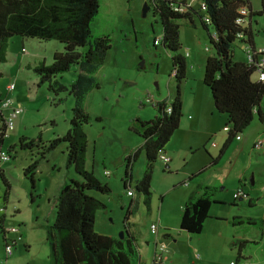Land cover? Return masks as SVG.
<instances>
[{
	"label": "rangeland",
	"instance_id": "374dc122",
	"mask_svg": "<svg viewBox=\"0 0 264 264\" xmlns=\"http://www.w3.org/2000/svg\"><path fill=\"white\" fill-rule=\"evenodd\" d=\"M147 1L100 0L98 15L91 24L93 36L108 35L112 46L95 73L99 87L88 93L85 99V107L90 114V122L85 125L89 140L87 169L107 183L111 191L89 193L98 196L106 205L96 212L95 229L118 238L124 229V215L131 202L124 187V167L127 156L133 155L143 144L142 137L130 131V125L136 123V114L142 113V100L146 101L145 107L155 110L154 118L157 110L148 100L156 101L169 96V92L174 97L176 92V81L172 75V56L175 53L154 44L163 26L153 8L144 11ZM250 1L254 13L260 10L261 0ZM194 6L199 7V4L194 2ZM178 22L181 25L180 53L186 58L193 53L196 61L192 63L199 68L202 61L206 62L207 57L214 54L208 33L198 16L195 17V25L187 19ZM252 29L255 46L264 49L262 16L253 15ZM247 45L249 42H235V60L246 61L244 49ZM56 51H64V44L56 39L16 36L9 42L7 61L1 64V99L9 97L20 103L23 112L14 120V129L6 134L3 149L10 159L1 161L10 187L8 189L0 181V264L51 263L46 225L53 224L56 218L55 196L65 181L80 178L73 166H66V142L41 159L34 188L24 172L38 158L40 148H22L20 142L23 138L38 140L41 136L42 141L48 144L50 140L65 135L71 127L73 95L68 89L56 93L48 83L40 84V77L33 69L41 62L51 64ZM204 62L200 69L204 70ZM77 73V65H73L54 80L70 88ZM252 78L257 80L258 73L254 72ZM11 84L15 87L9 91ZM262 105L264 107V99ZM240 136L241 139L236 140L220 158L218 169L215 172L208 169L200 176L209 182H214L215 177L220 179L214 198L217 202H213L202 232L189 235L182 230L181 233L172 230L171 241L163 239L168 255L171 254L169 246L176 245L175 241L179 240L185 255L203 256L208 264H230L231 261L236 264L264 263V123L256 115ZM259 139L263 141L262 146L255 148ZM213 142L216 145H212ZM208 146L217 156L222 147L221 138L211 137ZM206 156L209 158L202 149L188 158V164H178V169L202 166ZM162 162L159 157L154 166L150 210L144 204L143 194L135 190V183L141 179L146 165L143 149L132 162L134 181L128 187L134 191L132 217L137 244H143L146 238L154 243L159 237L151 232L152 222L159 224L163 217L172 224H178L182 213V200L189 184L179 185V177L169 172ZM105 170L108 175L103 173ZM242 174L246 176L243 189L248 193V199H235L234 193L242 187ZM185 181L189 182V179ZM11 227L19 231L9 232ZM6 238L13 249L8 259L5 256ZM150 248L153 249V244ZM171 258L179 262L177 256H171L169 262Z\"/></svg>",
	"mask_w": 264,
	"mask_h": 264
},
{
	"label": "trees",
	"instance_id": "16d2710c",
	"mask_svg": "<svg viewBox=\"0 0 264 264\" xmlns=\"http://www.w3.org/2000/svg\"><path fill=\"white\" fill-rule=\"evenodd\" d=\"M204 1L207 5L204 12L188 0L147 1L162 22V41L159 45L175 53L172 56V73L176 81L172 101H156L154 106L157 115L149 120L135 118L136 123L131 126L142 137L143 144L133 155L128 156L125 175L126 179H131L132 162L143 149L146 165L142 178L135 184V190L143 194L148 210L155 163L179 127L183 115L181 85L187 75V60L180 53L182 43L179 20L187 19L195 25V17L198 16L214 49V54L206 59L203 80L211 90L216 109L228 116V139L224 148L249 127L256 115L264 123V81L252 78L256 72L255 63L234 58V44L237 40L249 42L255 49L252 17L257 14L264 18V0H261V8L255 13L250 0ZM242 6L248 7L249 14L247 21L240 25L236 19ZM99 9L100 0H0V77L1 64L7 61V49L13 37L56 39L64 44V51H56L51 64L41 62L33 69L40 77V84L48 83L49 88L56 93L68 89L73 95L71 127L65 135L50 140L48 144L42 141L41 136L38 140L23 138L20 142L24 149L40 148L38 158L24 170L33 188L41 159L46 158L50 151L63 142L67 143L66 165L69 168L73 166L80 177L66 181L60 187L56 197L55 221L46 225L51 264H144L137 248L134 224L130 219L134 201H131L124 215L123 238L102 234L95 229L96 212L106 205L89 191H111L107 183L87 169L89 140L85 125L90 122V114L86 110L85 99L88 93L99 87L95 73L103 65L112 46L108 35L92 34L91 24ZM204 16H208L209 21ZM73 65H77L78 73L70 88L54 80ZM1 100L0 95V151L4 150L6 140ZM168 105H171L170 111L167 110ZM0 181L9 189L1 160ZM128 185L130 183L126 180L124 187L134 195ZM214 198L215 189L210 186L205 187L201 194L191 196L182 209L181 230L189 235L200 234L206 219L210 217L213 202H217Z\"/></svg>",
	"mask_w": 264,
	"mask_h": 264
},
{
	"label": "crops",
	"instance_id": "0c3cea01",
	"mask_svg": "<svg viewBox=\"0 0 264 264\" xmlns=\"http://www.w3.org/2000/svg\"><path fill=\"white\" fill-rule=\"evenodd\" d=\"M194 2L198 4V0L191 1L193 5H194ZM254 47L257 48L255 46V41H254ZM186 60H187V75L181 85L182 97H183V115L181 117L179 127L174 131L173 135L171 136V139L168 141V143L164 147L165 148L164 154L165 156H168L170 158V162H168L167 164H165L164 161L162 162L164 166L169 170V172L175 173V175L179 177V182H178L179 185L189 184L187 186V189L185 190L186 194L184 195V198L182 200V202H184L182 205V209L186 201L191 196H197L201 194L203 190L205 189V187L207 186H210L215 189V196H216L220 179L218 177H215L214 182H209L200 176L203 173L207 172L208 169L211 172H215L218 169L220 158L232 147V145L234 144L236 140L241 139V136L239 135L240 138H237V137L234 138L233 141L230 143V145L224 148V145L228 139V130H225L223 132V129L227 125L228 116L227 114L221 113L216 109L211 90L204 83V80H203L204 70L200 69V67L203 66L202 62L204 61L201 62V65L199 68L196 67L194 63H192L196 61V59L193 56V53L191 54L189 53V58H186ZM204 65H205V62H204ZM172 97L173 95L170 94L169 92V96H164L160 99H156V101L167 100L168 102V99L169 98L171 99ZM145 102L146 101L144 100L141 101L142 113H139V114L137 113L135 118H140L143 120H146V119L148 120V119L153 118L152 115L155 114V110L153 111L152 108L145 107L146 106ZM7 113H8L7 110L4 111V114H7ZM131 126L132 125H130V127ZM129 129L130 131L135 133L131 128ZM213 136L220 137L221 142H222V147L220 148V151L217 156L214 154L213 150L210 149L208 146V142ZM212 145H216V143L213 142ZM202 149H204L205 153L209 156V158H207V156L205 157L206 159L202 163V166H197V167L191 166V168H184L183 170L178 169V164H183V166L185 164H188L189 163L188 158L191 155L195 154L196 152L197 153L200 152ZM128 156H130V154ZM53 166H55V163H53ZM133 166L134 164L131 167L132 169L131 179L129 180L126 179V175H125V179L122 178L124 180V186H125L126 180L129 181L130 185L134 181ZM126 167L127 165H125L124 167L125 172H126ZM106 172L107 170H105L103 173L105 175H108L109 173L108 172L106 173ZM186 178L189 179V182L187 181L183 182V180ZM138 180L140 179H137V181ZM240 183L242 186L241 188H243V186L246 184V176L244 174L240 176ZM254 184H255V181L253 182L252 185ZM62 185H60V187ZM127 195L131 197V201L135 200L133 199L134 195H129L128 191H127ZM56 197L57 196H55V198ZM249 200H252V197H250ZM55 208H56V201H55ZM181 216H182V213L180 212L178 224H172L170 220H165L163 217H161L160 223L159 224L156 223L157 232L154 234H158L159 237L155 240V242L152 243L150 239L148 238H146L143 241L144 246L141 242L140 243L138 242L137 248L140 253V258L144 262V264H190L193 262H200L198 260H202L203 263L208 264L207 261H204L205 259L203 256L198 258L194 255L192 256L190 253L188 255H185L186 251L183 248V244L180 243L179 240L175 241L176 245L173 246L171 244L169 246L170 247L169 249L171 252L170 255L167 254V249H166V252L163 253L162 261L156 262V263L154 262V256H155L154 253L160 252L159 244H162L164 242L163 239L171 241V238H173L172 230H176L178 232L180 231L181 233V228H180ZM130 219H131V222L134 224L132 216ZM152 223H155V222H152ZM161 228L163 229V231H161ZM5 232H7V230ZM107 235L114 236L113 234H107ZM7 242H8V239L6 238V243ZM152 244H153V249L151 250L150 247ZM240 252L241 254H243L242 249H240ZM171 256L172 257L177 256L179 259V262H176L175 259H172V258H171V262H169V259ZM9 257L6 256V259H8ZM232 263L233 261L230 262V264Z\"/></svg>",
	"mask_w": 264,
	"mask_h": 264
},
{
	"label": "built area",
	"instance_id": "2783aa9c",
	"mask_svg": "<svg viewBox=\"0 0 264 264\" xmlns=\"http://www.w3.org/2000/svg\"><path fill=\"white\" fill-rule=\"evenodd\" d=\"M192 0H188V2L193 5L191 3ZM198 4L199 7L201 8V10L204 12L206 10V3L204 0H198ZM194 6V5H193ZM195 7V6H194ZM249 14V9L247 6H242L239 11H238V17L236 19V22L240 25H243L246 21H247V16ZM204 19L206 21H209L208 16H204ZM241 36H243L242 34H239ZM162 41V33L158 34V36H156L155 40H154V44L157 46L161 43ZM245 53H246V60L249 63H255L256 65V72L258 73V79L261 81H264V50L261 48H255L253 49L250 45H247L246 48L244 49ZM174 73H176V70L174 71ZM173 75V73H172ZM14 84H11L8 86V90L12 91L14 89ZM150 102H152L153 104L156 102H154V100H148ZM1 109L4 111H8L7 114L5 115V126H6V134L8 132V130L10 129H14L15 123L14 120L23 112V108L22 105L20 103H16L13 99L11 98H6V99H2L1 100ZM167 110L170 111L171 110V105L167 106ZM225 130H228V127H225ZM237 138H240V136L238 135ZM263 141L261 139H259L258 141H256L255 143V148H259L262 146ZM165 164H167L168 162H170V158L168 156H165L164 152L161 153V155L159 156ZM10 159V155L8 154V152H6L5 150H1L0 151V160L1 161H7ZM107 173V172H106ZM129 195H133L131 191H128ZM234 197L235 199H248V193H246V191L241 188L238 189L235 193H234ZM150 229L153 233L157 232V224L156 223H152L150 225ZM9 232H15L17 233L19 231L18 228L16 227H11L8 229ZM16 241L14 240L13 243H15ZM5 252H6V256L9 257L11 256L13 249H12V244H10L9 242L6 243L5 245ZM159 253L155 252V256H154V262H161L163 259V253L166 252V245L165 244H159ZM232 264H236V263H232Z\"/></svg>",
	"mask_w": 264,
	"mask_h": 264
},
{
	"label": "water",
	"instance_id": "95a60500",
	"mask_svg": "<svg viewBox=\"0 0 264 264\" xmlns=\"http://www.w3.org/2000/svg\"><path fill=\"white\" fill-rule=\"evenodd\" d=\"M150 6L148 5V3L146 2L145 3V7H144V11L146 10V11H148V10H150ZM252 183L254 182V180L252 179V181H251ZM120 238H123L124 237V235H123V231L120 233Z\"/></svg>",
	"mask_w": 264,
	"mask_h": 264
}]
</instances>
